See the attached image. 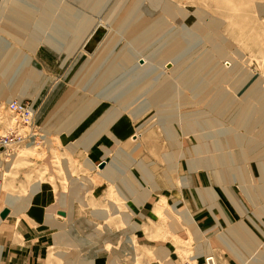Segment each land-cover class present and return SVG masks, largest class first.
<instances>
[{"label":"rangeland","instance_id":"1","mask_svg":"<svg viewBox=\"0 0 264 264\" xmlns=\"http://www.w3.org/2000/svg\"><path fill=\"white\" fill-rule=\"evenodd\" d=\"M11 1L0 0V133L21 139L0 155V208L63 212L64 233L41 239L46 264H264V0H22L33 14L19 21ZM142 20L146 41L134 39ZM87 27L85 42L102 29L92 56L84 41L71 55L45 44L66 50ZM10 99L31 106L28 121ZM100 127L98 143L76 145Z\"/></svg>","mask_w":264,"mask_h":264},{"label":"crops","instance_id":"2","mask_svg":"<svg viewBox=\"0 0 264 264\" xmlns=\"http://www.w3.org/2000/svg\"><path fill=\"white\" fill-rule=\"evenodd\" d=\"M89 31H90V27L82 29L81 36L78 39H76L75 43H72L71 46L66 50L57 51V50L53 49L47 43H45V44H46V46L50 47L52 50H54L58 53L66 52V54H67L69 49H70L71 52L68 55H71L72 53H74V51L79 50L78 46L80 45V43L82 41H84L83 39L86 37L87 32H89ZM62 36H64V35H62ZM102 39H103V37L98 40V42L95 44V46L93 47V49L90 52H84V53H86L85 55L86 56H92L91 54L94 51V49L99 48V46L101 44L103 45ZM84 42L81 44V50L82 51H84L83 50ZM86 94L91 95V94H96V92L92 91L91 93L88 92ZM18 101H20V100H18ZM91 110H94V109H91ZM93 126L89 125L83 132L92 128ZM82 139L80 141L79 137L76 138V145L78 147H83V149L86 150L92 144L99 142V134L94 135L91 139L88 138L89 140L88 139L82 140ZM98 147L99 146H97V148ZM100 161L101 160H98L96 163H98ZM257 167H258V173H259V175H261V170H260L259 166H257ZM107 169L105 168L103 170V172H105L104 174L107 175V177L110 179V181L113 179H116V177L114 178L112 175L107 173V171H108ZM142 171H143V169H142ZM236 173L239 176L241 174L240 170H238V169H237ZM231 175H234V174L231 173ZM262 177H264V168H263V175H261V179H262ZM259 184H261V181ZM31 186H32V184L29 186V188ZM258 186H260V185H258ZM29 188H28V190H29ZM122 189H124V188H121V190ZM205 190L209 191L208 188H206ZM41 191H47V188L44 187L42 189V187L40 186V190H38L37 192H41ZM212 191H213V189H212ZM224 191H226L223 193L226 196V198L229 200V202L231 203L232 207L236 211L239 212V209L236 206V205H238L237 204L238 201L236 200L237 203L234 204L235 199L231 196V194L228 192L227 189L224 188ZM226 193L230 197V199L232 200L233 203L227 197ZM215 195H216V193H215ZM209 196L211 198V195H209ZM256 198H259V197H256ZM211 202L212 201H209V203H211ZM30 203H31V201H29V202L20 201L19 207H15L14 205L12 206V205L7 204V205L0 208V210L2 208H7V214L3 218H0V264H46L47 254L44 252L45 247L43 246L41 239L43 238V236L46 233H50V231H55L54 233H57L59 231L57 234L64 233V230H65L64 223L66 225V221H64V218L62 216L56 214V211H59L60 209H55V211H54V213L56 214L55 217H52L50 213H44V212H43V214L41 213L40 216L36 215L35 212H33V215H32L30 213L31 212L30 211V208H31ZM211 206H212V204L208 205L209 208H215L216 207V206H214V207H211ZM223 206L226 209V211H224L225 209H223L221 206H219L217 209L222 210V212L224 214V216L221 217L223 222L225 224H229V223H231V218L229 216V215H231V213L228 211V209L225 205H223ZM23 208H25V209L22 211L18 210V209H23ZM25 213H27V215ZM175 213L177 214V212H175ZM22 215H25V216H22ZM100 217H102V216H100ZM214 219H215L214 221L217 222L216 218H214ZM191 221L193 222V219H191ZM172 223L175 224V219L172 221ZM189 223H191V222H189ZM129 224H130V222H129ZM240 228L238 226H236L233 230L227 226V228H226L227 231H225V234H228V236H230V237H237L236 236V233H237L240 236L241 232L238 233ZM243 228L246 229L245 227H243ZM197 230L201 233L200 228L198 229V227H197ZM241 230H243V229L241 228ZM51 234H52V232L49 234V236H51ZM241 235L243 236V232ZM263 237H264V235H263ZM45 238H46V236H45ZM236 239H238V238H236ZM54 242H55V244H58V241H54ZM258 242H259V240H258ZM258 242H257V245H258ZM161 252L162 253H160V255H163L165 253V251L164 252L161 251ZM232 253H233L235 259H237L239 261L242 260V258H243V257H241V255L243 256L242 252H239L238 250H234V251H232ZM54 255L56 257H58L60 255L65 259L68 256L66 253L57 252V251H55ZM59 259H61V258H59ZM92 259H93V255L88 256L87 257V264H89V261L90 260L92 261ZM242 262H244V259L242 260ZM90 264H92V263H90Z\"/></svg>","mask_w":264,"mask_h":264},{"label":"bare ground","instance_id":"3","mask_svg":"<svg viewBox=\"0 0 264 264\" xmlns=\"http://www.w3.org/2000/svg\"><path fill=\"white\" fill-rule=\"evenodd\" d=\"M12 3H10V10H11V12H13L14 14H18V21H19V17H21L20 19L21 20H25L24 19V16H28V15H32L33 14V12H32V10L28 7V5H25V4H23V1L22 0H14V1H11ZM51 9V8H50ZM23 14L24 16H22V15H20V14ZM143 21V25L142 24H140V25H138V26H136V28H135V37H134V39L136 38V40L138 39V40H145L146 41V37L149 35V33H150V31H151V29H150V27H148L149 26V23L147 22V21H144V20H142ZM142 21H140V22H142ZM144 22H146V23H144ZM157 25V24H156ZM155 29H158V26H156V27H153L152 28V30L154 31ZM146 31H148L147 33H146ZM31 36L33 37V38H36L38 35H35V34H33V33H31ZM0 45H2V47L3 48H5L6 46H7V44H6V42L3 40V39H0ZM5 54H9L8 52H6ZM145 63V59H144V57L142 56V58H137V60H136V63L134 64V65H132V67L130 68V71H129V73L130 74H132V76H137V74L138 73H140V72H143L144 71V64ZM169 66L168 67H166V68H170L171 67V63H167ZM161 87V86H160ZM168 90H171V89H169V87H165L164 88V86L161 88V91L159 92L160 94H164L165 96H166V98L165 99H167V100H170V96H171V93L168 91ZM168 91V92H167ZM158 93V94H159ZM159 94V95H160ZM74 106H75V104H74ZM74 106L73 107H71V109L72 108H74ZM70 109V110H71ZM69 111V110H68ZM111 117L109 116L108 117V119H106V123L107 122H110L111 123V121H109V119H110ZM103 125H105V123L103 124ZM100 129H101V127H100ZM103 129V128H102ZM102 129L101 130H99V131H96L95 132V134H93V135H91L90 137H89V139H91L94 135H96V134H100L101 132H102ZM88 139V140H89ZM3 150L2 149H0V154H2V153H5V152H2ZM2 152V153H1ZM262 166V165H261ZM263 168H264V166H262V170H263ZM1 173V172H0ZM263 173V172H262ZM0 180H1V177H0ZM211 193H213L212 191H211ZM211 196H212V194H211ZM213 196H214V194H213ZM214 198H216L215 196H214ZM207 258L206 259H211L212 260V262L210 263H208V264H214V262H213V258L210 256V255H208V256H206Z\"/></svg>","mask_w":264,"mask_h":264},{"label":"built area","instance_id":"4","mask_svg":"<svg viewBox=\"0 0 264 264\" xmlns=\"http://www.w3.org/2000/svg\"><path fill=\"white\" fill-rule=\"evenodd\" d=\"M5 109L8 111L12 117H18L19 121H28L30 118L31 113V106L23 103L22 101H18L15 99H10L5 104ZM13 120V118H12ZM16 125V122H14ZM18 132L15 131V128H12V126H8L3 132L0 133V149H2V154H5L4 156H7V153H9L12 148L17 145L20 141V137L17 134ZM1 155V154H0ZM1 169V167H0ZM1 177V174H0ZM207 258V257H206ZM204 258V263L208 264L211 263V259ZM180 264H190L189 260H184Z\"/></svg>","mask_w":264,"mask_h":264},{"label":"water","instance_id":"5","mask_svg":"<svg viewBox=\"0 0 264 264\" xmlns=\"http://www.w3.org/2000/svg\"><path fill=\"white\" fill-rule=\"evenodd\" d=\"M101 32L102 29L101 28H96V30L93 32V34H91V36L86 40L85 44H84V50H86L87 52H90L93 47L95 46V44L98 42L100 36H101ZM226 64V63H225ZM169 65L166 64V67H168ZM102 165H99V167H101ZM7 214V208H2L0 210V218H3L5 215ZM57 215L63 216V212L62 211H56Z\"/></svg>","mask_w":264,"mask_h":264}]
</instances>
